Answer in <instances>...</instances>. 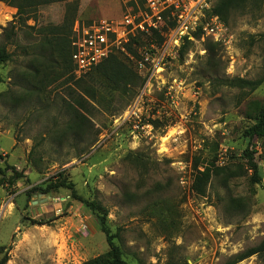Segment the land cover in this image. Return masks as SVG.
Masks as SVG:
<instances>
[{
	"label": "rangeland",
	"instance_id": "374dc122",
	"mask_svg": "<svg viewBox=\"0 0 264 264\" xmlns=\"http://www.w3.org/2000/svg\"><path fill=\"white\" fill-rule=\"evenodd\" d=\"M217 3L207 0L209 10ZM127 7L139 11L143 0H66L38 8L22 26L16 9L0 2V46L11 55L0 65L6 264H81L108 250L95 218L68 190L45 193L60 175L105 209L113 241L130 264H231L264 237V139L253 155L259 184L250 185L242 159L244 132L253 125L248 107L264 102V0L231 10L225 22L218 18L225 43L193 36L181 56L180 44L160 65L156 53L171 27L159 34L162 41L129 34L124 51L111 55L134 67L147 55L153 63L136 68L141 87L114 92L93 70L76 72L70 42L75 23L117 22ZM12 27L8 44L3 31ZM236 78L263 82L240 90L227 84ZM90 86L96 101L85 94ZM75 111L81 123L73 122ZM197 163L223 167L204 196L190 189ZM238 264H264V257Z\"/></svg>",
	"mask_w": 264,
	"mask_h": 264
},
{
	"label": "trees",
	"instance_id": "16d2710c",
	"mask_svg": "<svg viewBox=\"0 0 264 264\" xmlns=\"http://www.w3.org/2000/svg\"><path fill=\"white\" fill-rule=\"evenodd\" d=\"M64 1L66 0H0V2L6 4L7 6L16 9V17L18 19V23L22 26L38 8L51 4L61 3ZM250 1L252 0H218V3L211 10L207 11L206 14L209 16H216L220 20L225 22L227 15L231 10L240 8L242 5H245L246 3L248 4ZM169 26L173 27L171 23L169 24ZM13 28L14 27H12L11 30L5 29L3 31V35L8 44H11L13 42V38L16 35L15 31H13ZM152 35L158 37L162 41V38L157 32H152ZM193 36L197 40H200L201 32L198 31V33H194ZM260 38L264 39V34L261 35ZM190 44L191 41H189L187 38L183 39L179 49V56L184 53L185 49ZM70 49L72 54L71 46ZM129 51L132 52L130 49ZM10 59L11 55L7 52L5 46H0V65L8 62ZM92 70V72L96 74L97 78H101V81L103 82L105 88L110 91H126L128 88L134 89L141 87L144 83V79H142V77L138 74V72L136 71V67L131 64V61L128 58L122 55H110L109 58L104 60L101 64H99ZM91 78H93V76L90 77V79ZM227 82V84L231 87L238 88L240 90L248 88L253 91L262 84L263 79L256 81H246L236 78L227 80ZM94 83H97V81ZM85 94L91 101H96V92L94 91L93 87H86ZM248 108L250 111V115H248V118L253 121V125L244 132V138L247 143V148L243 151L242 159L245 162L244 164L246 167V172L251 173V175L249 176V183L251 186H254L259 184L260 182L258 166L254 162L253 155L256 152L254 151L256 143L264 139V102H251ZM73 118V122L77 124L82 122L79 118L83 119L78 115L77 111H75ZM85 120H87V118H85ZM78 131H81L80 128ZM222 169L223 167H216L214 163L205 164L204 167L200 168L199 163H197L192 174L190 185L191 191L196 196H204L206 189L211 182L212 176H217ZM4 174L5 171L0 167V177L4 176ZM14 174L16 178L22 177V175L19 173L14 172ZM60 176H58V179L56 181L50 183L47 186L45 193L61 188L68 190L73 200L80 202L87 209H89L92 216L97 222L100 232L104 234L108 246V250L104 254L84 261L81 264H130L123 258V253L120 247H118L113 241L115 235H111L107 227V212L105 211V209H103L99 204L95 202H88L87 200L78 196L74 185L72 183H68L65 179H60ZM34 191L35 189L30 193H33ZM31 223L37 226H42L45 224V222L41 220L31 221ZM252 256L264 257V237L258 245L246 249L245 251L235 255L231 264H238ZM7 260V257L4 256L0 260V264H6ZM166 264H182V262L179 259H169Z\"/></svg>",
	"mask_w": 264,
	"mask_h": 264
},
{
	"label": "built area",
	"instance_id": "2783aa9c",
	"mask_svg": "<svg viewBox=\"0 0 264 264\" xmlns=\"http://www.w3.org/2000/svg\"><path fill=\"white\" fill-rule=\"evenodd\" d=\"M207 11V0H143L142 9L137 11L127 7L117 22L103 19L88 25L75 23L71 61L77 73L86 74L106 60L113 50L124 51L129 34H151L155 31L165 36L163 31L170 23L173 25L169 30L170 39L157 50V65L173 55V50L179 48L184 38L192 40L198 31L202 38L210 37L216 42L225 43V26L216 16L205 17ZM149 62L153 63V60L147 55L136 68L139 71Z\"/></svg>",
	"mask_w": 264,
	"mask_h": 264
},
{
	"label": "bare ground",
	"instance_id": "6f19581e",
	"mask_svg": "<svg viewBox=\"0 0 264 264\" xmlns=\"http://www.w3.org/2000/svg\"><path fill=\"white\" fill-rule=\"evenodd\" d=\"M165 142V141H164ZM165 150V149H164Z\"/></svg>",
	"mask_w": 264,
	"mask_h": 264
}]
</instances>
